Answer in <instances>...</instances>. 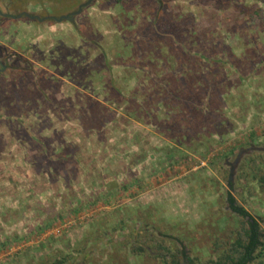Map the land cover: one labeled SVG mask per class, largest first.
Instances as JSON below:
<instances>
[{"label":"rangeland","instance_id":"374dc122","mask_svg":"<svg viewBox=\"0 0 264 264\" xmlns=\"http://www.w3.org/2000/svg\"><path fill=\"white\" fill-rule=\"evenodd\" d=\"M25 1L0 0V264H210L246 227L228 191L264 231V0H93L61 21L87 0ZM110 74L124 95L199 92L210 148L170 166L155 134L109 140L132 103Z\"/></svg>","mask_w":264,"mask_h":264},{"label":"crops","instance_id":"0c3cea01","mask_svg":"<svg viewBox=\"0 0 264 264\" xmlns=\"http://www.w3.org/2000/svg\"><path fill=\"white\" fill-rule=\"evenodd\" d=\"M114 65V64H113ZM116 65V64H115ZM117 66V65H116ZM110 80L117 81V85L115 87L113 86V91H111V102L117 106L118 109H121L125 112L124 108L127 107L126 104L128 102H132L129 106L130 110L127 111V115H122L119 119L120 122H118L119 125H112L115 127L114 129L118 130L119 134L117 136L109 137V140L111 141H120L119 139H123L124 141L134 142L131 144V146H139V141H152L156 138H152L150 135L155 134V137H158L156 141H160V144H157V147H161L164 151H168V145L171 144L174 147H176L178 150L183 151V147L185 143L187 142L185 139V132H190L193 136L192 138V145L194 144V141H203L205 137L198 135L195 136L194 130L199 132V122L201 121V115L203 114L201 112V108L198 104L199 98V92L192 90V91H186L183 92V94L178 95L176 102L171 101V103H177L176 107L169 106L167 99V91L166 90H154L151 93L154 95H148V93H143L141 91L135 92L131 90V93H127L124 95V90L120 89V83L119 81H122V79H119V76L117 74L115 76L110 74ZM64 84V83H63ZM134 90V89H133ZM60 92V91H59ZM58 94V93H57ZM67 92L65 93L64 90L58 94V97H65L67 98ZM201 96V95H200ZM153 98V102L152 99ZM157 100L155 103L156 99ZM179 98L182 100L180 101ZM188 98H195V101L192 105H189L188 107L184 105V101ZM158 102L160 103L159 106ZM102 106V104H100ZM99 109V113L97 114V120L101 123V126L109 124V119L104 115L105 107L102 106ZM128 108V107H127ZM105 109V110H104ZM132 109V110H131ZM104 110V112H103ZM205 110V109H204ZM51 112V111H49ZM115 113V112H113ZM205 113V111H204ZM101 114V115H100ZM163 115V116H162ZM100 119H105L103 122ZM123 121V122H121ZM209 124L210 121H207ZM174 123V126L172 125ZM71 127L75 126L77 129H82L84 126H82V123L79 122L78 125H72L69 123ZM68 125V126H69ZM136 127V133L129 132V128L135 129ZM147 127H150V129H147ZM208 129H210L208 127ZM171 130H175L173 134H171ZM170 131V133H169ZM194 132V133H193ZM197 132V133H198ZM183 133V134H182ZM136 135V136H135ZM175 135V136H174ZM147 138H143L146 137ZM175 137H179L182 141H176ZM119 138V139H118ZM186 141V142H185ZM136 149H133V151H130V154H135ZM132 152V153H131ZM140 155V154H137ZM136 155V156H137ZM146 156V154H144ZM141 161H144V158L142 157Z\"/></svg>","mask_w":264,"mask_h":264},{"label":"trees","instance_id":"16d2710c","mask_svg":"<svg viewBox=\"0 0 264 264\" xmlns=\"http://www.w3.org/2000/svg\"><path fill=\"white\" fill-rule=\"evenodd\" d=\"M117 1L121 4H123L124 2V0ZM23 3L25 4L26 1L23 0L21 4ZM167 102L171 107L177 106V103H171L170 99H167ZM172 125L174 126V123H172ZM172 132L174 133L175 130H171V134H173ZM184 135V137L186 138L185 140L187 141H185V145H187L189 148L196 149L197 146L195 144L192 145V134L188 131L185 132ZM175 140L182 141L181 139H179V137H175ZM200 144L206 146L207 148H210V144L207 141H203ZM167 153L171 154V156L167 159L170 166H173V163L178 161V155L181 156L184 160L187 159V155L184 154V151L178 150L171 144L168 145ZM139 179L140 178H136V180L133 179L121 185L117 180L114 179L107 181L105 183L107 189L104 191L106 197L114 199L116 195L114 189L118 191L117 194L119 195L132 194L130 192V189L137 187V185H141V180L139 181ZM260 180L262 183H264V175L260 176ZM226 202L229 209L233 213L245 219L246 227H244L243 230L239 232L238 237L234 239L231 251L228 253H224L218 261H211L210 264H249L255 258L261 257L264 254V231L261 228L259 220L255 216H253L244 205L238 202L237 198L231 191H228L226 194ZM61 262L62 261H57L52 264H60Z\"/></svg>","mask_w":264,"mask_h":264},{"label":"water","instance_id":"95a60500","mask_svg":"<svg viewBox=\"0 0 264 264\" xmlns=\"http://www.w3.org/2000/svg\"><path fill=\"white\" fill-rule=\"evenodd\" d=\"M92 1H93V0H87V1H85V2H83V3H81V4L79 5V7H78L77 10L72 11V12L66 14V15L60 16L59 18H56V17H54V16H53V18L56 19V20H58V21H61L62 19H69V20H72V19L74 18L75 14H79V13L83 10V8H84L85 6H88ZM0 14H2V13L0 12ZM4 15H6V16H11V17H15V15H11V14H8V13H4ZM27 15H28V14H27ZM19 16H20V15H19Z\"/></svg>","mask_w":264,"mask_h":264}]
</instances>
